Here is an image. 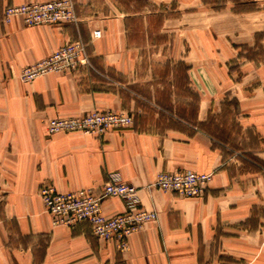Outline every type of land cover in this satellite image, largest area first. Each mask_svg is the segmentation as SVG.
Returning a JSON list of instances; mask_svg holds the SVG:
<instances>
[{
	"label": "crops",
	"instance_id": "obj_1",
	"mask_svg": "<svg viewBox=\"0 0 264 264\" xmlns=\"http://www.w3.org/2000/svg\"><path fill=\"white\" fill-rule=\"evenodd\" d=\"M49 1L0 0V264H264V172L232 168L199 128L235 99L248 152L264 164V60L244 49L264 48V0H228L219 10L202 0L132 1L139 11L120 0H72L75 23H3L7 6ZM75 40L87 45L89 66L21 81L24 68ZM95 110L134 121L103 136L47 131L49 119ZM183 171L212 174L202 197L150 187L161 172ZM111 174L157 212L123 252L88 224H55L39 192L44 184L99 192ZM102 209L112 217L126 206L112 197Z\"/></svg>",
	"mask_w": 264,
	"mask_h": 264
},
{
	"label": "built area",
	"instance_id": "obj_2",
	"mask_svg": "<svg viewBox=\"0 0 264 264\" xmlns=\"http://www.w3.org/2000/svg\"><path fill=\"white\" fill-rule=\"evenodd\" d=\"M16 16L22 17L25 25L29 27L77 22L72 0L7 6L3 11V23L8 24ZM92 37L100 38L101 31H94ZM87 66H89L87 45L81 40H75L24 68L20 79L27 83L45 74L78 71ZM133 121V117L126 112L95 110L80 117L49 119L47 131L49 134L82 132L103 136L111 130L130 127ZM211 180L212 174L194 171L161 172L150 187L183 198H200L205 194ZM39 192L55 224L69 227L88 224L96 238L107 242L114 241L120 252L127 250L129 238L134 233L146 223L157 219L156 211H149L141 206L138 189L121 181L118 174H111L99 192L94 189H80L62 193L54 186L45 184L41 186ZM112 197L121 198L126 210L107 217L103 213L102 203Z\"/></svg>",
	"mask_w": 264,
	"mask_h": 264
},
{
	"label": "rangeland",
	"instance_id": "obj_3",
	"mask_svg": "<svg viewBox=\"0 0 264 264\" xmlns=\"http://www.w3.org/2000/svg\"><path fill=\"white\" fill-rule=\"evenodd\" d=\"M215 1L224 2V0ZM131 6H137V4H133ZM137 26L139 25L137 24L136 27ZM138 39L136 40L139 41ZM145 46V58L147 60H149V58L153 60V57H151L153 49H151L152 47H150V43L147 42ZM223 109V114L217 116L214 115V122L215 124H223L225 128V136L221 138L222 140L215 141H217V143L219 142L218 145L223 147L226 159L228 161L227 164H229L232 168L238 166L239 168L252 169L256 167L264 172V168L259 163H257L255 161V157L248 152L249 146L247 139L251 137L249 132H246L245 135H242L240 134V130L237 127L238 124L235 119L237 108L234 104L232 105L231 103H227V105H225ZM179 115L182 116V112H179Z\"/></svg>",
	"mask_w": 264,
	"mask_h": 264
},
{
	"label": "trees",
	"instance_id": "obj_4",
	"mask_svg": "<svg viewBox=\"0 0 264 264\" xmlns=\"http://www.w3.org/2000/svg\"><path fill=\"white\" fill-rule=\"evenodd\" d=\"M132 1L141 2V0H120L119 3L127 11H134V10L139 11L136 6L131 7L130 4ZM202 1L205 5H211V6H213L214 9L219 10L225 6V4L228 0H224V2L223 1L217 2L215 0H202ZM232 1L235 2L236 5H238L241 3L242 0H232ZM170 15L171 14L167 13L166 16H170ZM163 17H164L163 15H157L156 18L161 20V19H163ZM130 20L136 22L139 19H130L129 18V19H127V22H129ZM244 49L247 51V54H246L247 58L252 59V60H264V48L262 46L259 45L258 51H254L253 49H249V48H244ZM177 68H178L180 74H182L181 76H184L186 78L188 67L184 63L180 62V63H178ZM197 101H199V98L197 99ZM227 103H231L232 105L234 104L238 110V103L235 99H231V100L226 99L224 106L227 105ZM223 113H224V109H223L222 114ZM199 128L202 129L203 131L207 132L209 135H211L214 140L220 141V140H222L221 138H223L225 136V128H224L223 124L222 125H220L219 123L215 124L214 116H210L207 122L199 124ZM255 161L257 163H259L264 168L263 163L257 161L256 159H255Z\"/></svg>",
	"mask_w": 264,
	"mask_h": 264
}]
</instances>
